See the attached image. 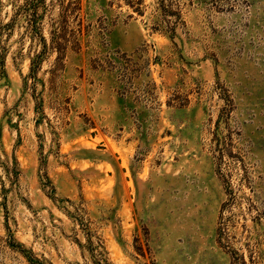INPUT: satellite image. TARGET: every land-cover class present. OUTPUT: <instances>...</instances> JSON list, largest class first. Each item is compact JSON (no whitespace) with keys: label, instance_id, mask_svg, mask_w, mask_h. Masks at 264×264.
<instances>
[{"label":"rangeland","instance_id":"rangeland-1","mask_svg":"<svg viewBox=\"0 0 264 264\" xmlns=\"http://www.w3.org/2000/svg\"><path fill=\"white\" fill-rule=\"evenodd\" d=\"M0 264H264V0H0Z\"/></svg>","mask_w":264,"mask_h":264}]
</instances>
